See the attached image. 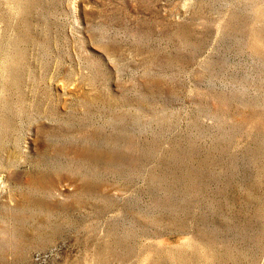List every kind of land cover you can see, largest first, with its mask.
Segmentation results:
<instances>
[{"label":"rangeland","instance_id":"374dc122","mask_svg":"<svg viewBox=\"0 0 264 264\" xmlns=\"http://www.w3.org/2000/svg\"><path fill=\"white\" fill-rule=\"evenodd\" d=\"M0 264H264V0H0Z\"/></svg>","mask_w":264,"mask_h":264},{"label":"bare ground","instance_id":"6f19581e","mask_svg":"<svg viewBox=\"0 0 264 264\" xmlns=\"http://www.w3.org/2000/svg\"><path fill=\"white\" fill-rule=\"evenodd\" d=\"M100 255V254H99ZM100 259H101V257H100ZM99 262V261H98Z\"/></svg>","mask_w":264,"mask_h":264}]
</instances>
